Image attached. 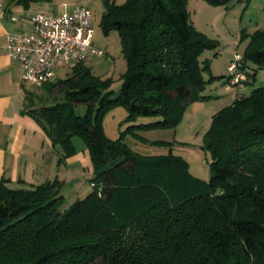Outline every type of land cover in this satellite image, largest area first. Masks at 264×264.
I'll list each match as a JSON object with an SVG mask.
<instances>
[{
  "label": "trees",
  "instance_id": "trees-1",
  "mask_svg": "<svg viewBox=\"0 0 264 264\" xmlns=\"http://www.w3.org/2000/svg\"><path fill=\"white\" fill-rule=\"evenodd\" d=\"M186 3L103 0L101 25L118 31L127 62L115 97L83 61L42 86L48 99L40 105L24 89L21 112L53 148L71 153L73 135L81 136L94 174L91 190L63 209L59 179L0 176V264H264V86L213 114L207 182L178 155H142L108 138L100 122L124 104L127 120L159 116L131 127L175 126L189 101L205 97L200 55L217 41L192 25ZM242 57L243 67L264 69V29L250 35Z\"/></svg>",
  "mask_w": 264,
  "mask_h": 264
},
{
  "label": "rangeland",
  "instance_id": "rangeland-1",
  "mask_svg": "<svg viewBox=\"0 0 264 264\" xmlns=\"http://www.w3.org/2000/svg\"><path fill=\"white\" fill-rule=\"evenodd\" d=\"M113 1L117 4L126 2ZM6 2H12V6L16 7L15 15L26 18L36 12H60L76 4L87 5L92 12L95 32L93 42L104 50V54L89 55L83 60V64L89 67L92 74L108 81L106 89L111 90V97L119 93L122 76L127 71V62L118 31L114 28L105 29L101 25L103 0H6ZM186 9L192 25L217 41L216 47L207 48L200 55L201 61H207L208 65L202 71L207 81L201 90V95L205 97L189 101L175 126L131 127L133 124L155 121L159 116L140 115L133 120H127V109L124 104H117L105 110L100 122L108 138H121L133 152L142 155H178L187 162L188 171L193 176L207 182L211 175V154L205 148V135L211 125L213 114L231 103L235 95H248L253 87L264 86V69L248 63L247 67H243L247 79L242 84L231 87L230 91L226 89L228 64L236 52L243 56L251 34L264 29V0H227L222 3L187 0ZM74 66L58 65L55 68L56 78H65ZM254 70V77L249 76L248 74ZM24 88L36 95L35 105H40V96L45 101L48 99L42 87L25 82ZM51 103L49 101V104ZM75 111L82 115L86 111V105H76ZM37 125L42 132L40 125L38 123ZM44 141L43 152L47 150V156L51 158L49 178L61 181L63 209L76 199L84 197L92 188L90 179L94 171L90 153L84 139L77 134L72 137L74 150L71 153L65 152L60 146L53 148L50 142ZM41 148L38 156L42 153ZM30 157L34 158L32 150Z\"/></svg>",
  "mask_w": 264,
  "mask_h": 264
},
{
  "label": "built area",
  "instance_id": "built-area-1",
  "mask_svg": "<svg viewBox=\"0 0 264 264\" xmlns=\"http://www.w3.org/2000/svg\"><path fill=\"white\" fill-rule=\"evenodd\" d=\"M3 18L0 2V21ZM9 19L21 21L26 27L6 33L8 55L20 63L22 81L35 87L55 80L58 65L72 67L89 55L104 54V50L93 42L92 12L85 4H76L60 12H37L23 20L10 15ZM242 60L241 53L236 52L228 64L226 89L229 91L247 79Z\"/></svg>",
  "mask_w": 264,
  "mask_h": 264
},
{
  "label": "crops",
  "instance_id": "crops-1",
  "mask_svg": "<svg viewBox=\"0 0 264 264\" xmlns=\"http://www.w3.org/2000/svg\"><path fill=\"white\" fill-rule=\"evenodd\" d=\"M0 2L4 11V18L0 21V176L14 182L22 179L23 183L38 184L50 179L51 158H48L46 149L43 152L42 144L44 140L50 141L39 130L37 122L21 112L24 89H27L22 81L20 63L9 57L6 48V33L16 28L24 29L26 26L21 21L14 22L9 19L10 15L17 16L14 14L16 7L12 6V2ZM17 17L21 20L30 18ZM40 147L42 153L38 156ZM31 150L34 158L30 157Z\"/></svg>",
  "mask_w": 264,
  "mask_h": 264
}]
</instances>
